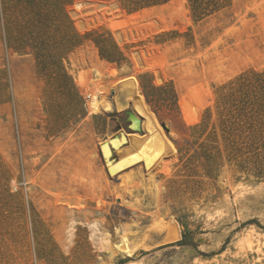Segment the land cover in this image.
Here are the masks:
<instances>
[{
    "label": "rangeland",
    "instance_id": "obj_1",
    "mask_svg": "<svg viewBox=\"0 0 264 264\" xmlns=\"http://www.w3.org/2000/svg\"><path fill=\"white\" fill-rule=\"evenodd\" d=\"M130 94L173 151L112 179ZM149 223L181 239L147 248ZM0 264H264V0H0Z\"/></svg>",
    "mask_w": 264,
    "mask_h": 264
},
{
    "label": "bare ground",
    "instance_id": "obj_2",
    "mask_svg": "<svg viewBox=\"0 0 264 264\" xmlns=\"http://www.w3.org/2000/svg\"><path fill=\"white\" fill-rule=\"evenodd\" d=\"M121 29L125 30L126 28L123 25ZM121 29L116 28V31H121ZM133 78L134 77L132 76L124 77L121 79L122 81L119 80V82H132L134 80ZM78 86L80 87V90L87 96L88 118L92 115L101 114L109 101L106 93L108 92V86L110 85L98 86L97 84L98 87L96 86L94 88H89L86 86L85 79L79 77ZM129 103H131L132 109L135 111L137 118L141 120V126L143 131L145 132V136L141 137L138 134H132L128 137L121 136L120 138L109 140L102 144L101 155L105 170L108 177L112 179L122 176L126 172L132 170V168L134 167L142 169L143 173L146 174L145 176H151V174L157 168H160L159 166L168 155V152L171 150L173 151L171 142L161 129V126L159 125L155 115L143 102L141 96L135 95L134 97H131L130 94L124 100L118 102L115 105V109L118 111L123 110ZM170 135H174L173 131L171 130ZM127 143L130 144L127 146L129 150L124 149V145ZM109 144L111 145V148L109 147ZM114 150L120 155V157L116 160L113 159ZM162 167L164 166L162 165ZM57 198L58 197H56V199ZM79 198H74L73 200L67 198L65 199V201H63L67 203L66 209L70 213H81V207H83V203L85 200L82 201ZM90 228L92 229L91 231H94V228L92 226H90ZM119 251L122 252L123 255H126L128 257H130L133 253L129 246H127L126 244L122 249L119 248Z\"/></svg>",
    "mask_w": 264,
    "mask_h": 264
},
{
    "label": "crops",
    "instance_id": "obj_3",
    "mask_svg": "<svg viewBox=\"0 0 264 264\" xmlns=\"http://www.w3.org/2000/svg\"><path fill=\"white\" fill-rule=\"evenodd\" d=\"M98 150H99V148H98ZM127 150H129V149H127ZM99 153H100V151H99ZM139 171L140 170L138 167H134V168H132V170L126 172L123 175H125V177L131 178V177L137 175L139 173ZM81 197H82V201H84L85 200L84 199L85 194H82ZM147 232L151 236L152 240L150 242H145V245L147 248H150V249H155V248H157V246L174 245L181 239L180 232H178L176 230V228H174V227L171 229V232L169 234H164L163 232L158 230V228L153 229L152 225L149 223L147 226ZM136 249L141 250L143 248H136Z\"/></svg>",
    "mask_w": 264,
    "mask_h": 264
},
{
    "label": "water",
    "instance_id": "obj_4",
    "mask_svg": "<svg viewBox=\"0 0 264 264\" xmlns=\"http://www.w3.org/2000/svg\"><path fill=\"white\" fill-rule=\"evenodd\" d=\"M134 57H135L138 65L142 67L144 65V62H143L142 58L140 57V55L137 52H134ZM156 77L159 80L161 79L160 74H157ZM126 114H127L126 122L129 123L128 129L131 131V133L128 134L122 129L118 133L114 134L112 137L105 139L98 147L99 151H100V155H101L102 144L105 143L106 141L114 140V139L120 138L121 136L128 137L129 135H132V134H138L139 136H142L144 134V131H143L142 126H141V120L139 118H137L135 111L134 110H127ZM160 126L165 131V133L167 135L170 134V129L165 124H160ZM109 147L111 148L110 144H109ZM124 149L127 150L128 147L125 146ZM101 157H102V155H101Z\"/></svg>",
    "mask_w": 264,
    "mask_h": 264
},
{
    "label": "trees",
    "instance_id": "obj_5",
    "mask_svg": "<svg viewBox=\"0 0 264 264\" xmlns=\"http://www.w3.org/2000/svg\"><path fill=\"white\" fill-rule=\"evenodd\" d=\"M109 61L111 62H115L114 58H110ZM127 111L125 112H122V113H119V114H116L114 115L115 117L118 118V124L119 126L126 132V133H131V131L128 129V125L129 123L126 122V117H127V114H126Z\"/></svg>",
    "mask_w": 264,
    "mask_h": 264
}]
</instances>
